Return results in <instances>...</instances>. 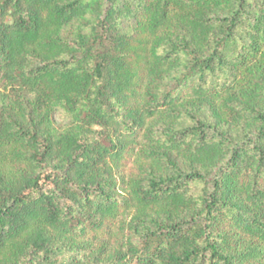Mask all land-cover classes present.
I'll use <instances>...</instances> for the list:
<instances>
[{
	"label": "trees",
	"instance_id": "obj_1",
	"mask_svg": "<svg viewBox=\"0 0 264 264\" xmlns=\"http://www.w3.org/2000/svg\"><path fill=\"white\" fill-rule=\"evenodd\" d=\"M0 264H264V0H0Z\"/></svg>",
	"mask_w": 264,
	"mask_h": 264
},
{
	"label": "rangeland",
	"instance_id": "obj_2",
	"mask_svg": "<svg viewBox=\"0 0 264 264\" xmlns=\"http://www.w3.org/2000/svg\"><path fill=\"white\" fill-rule=\"evenodd\" d=\"M100 47V46H99ZM222 110V108H221ZM222 117H226V114L224 112H222ZM56 123L59 124L60 123V120L59 118H56Z\"/></svg>",
	"mask_w": 264,
	"mask_h": 264
}]
</instances>
